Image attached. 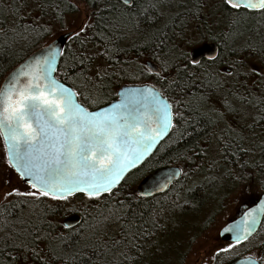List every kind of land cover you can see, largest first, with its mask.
I'll list each match as a JSON object with an SVG mask.
<instances>
[{
  "label": "snow or ice",
  "instance_id": "6c2138e0",
  "mask_svg": "<svg viewBox=\"0 0 264 264\" xmlns=\"http://www.w3.org/2000/svg\"><path fill=\"white\" fill-rule=\"evenodd\" d=\"M223 5L232 10L264 13V0H223ZM177 6L183 7L177 0H115L114 3L106 0L101 7L93 0L92 16L89 17L86 8L85 19L68 34L70 40L79 41L83 46L93 29L94 18L101 11L108 12L111 19L105 28L114 30L116 41L132 33L144 34V39L138 45L134 43L132 48L142 56L140 49L151 45L149 55L159 61V67L149 60L140 68V76H155L157 83L164 82L161 88L148 83L131 88L121 86L117 102L90 110L80 101L94 103L88 87L92 76L79 74L85 80L80 90L57 79L54 75L59 67L57 58H62L68 50L53 42L42 55L34 54L0 90V137L4 140L6 164L28 189L13 185L9 176L0 190V257L12 264L17 260L29 264L30 259L38 264L52 261L99 264L101 257L107 259L115 253L109 264H121V260L132 264L141 255L142 245L138 240L150 237L151 233L135 226L133 204H142L154 192L167 190L174 177L187 175L181 169L156 181L148 190L136 192L129 188L123 199L120 198L130 170L142 164L170 130L185 121L181 107L186 102L165 92L168 89L182 92L189 86L177 78L169 80L170 69L175 68L177 76L182 71L187 73L189 79L193 73L188 72L187 64L176 67L175 61L169 62L167 53L162 54L167 29L180 16L172 11ZM29 27L35 31L33 26H25V31ZM93 35L100 34L93 32ZM104 43V51L97 55L109 60L114 59L116 52L128 51L115 46L113 36L104 37ZM109 44L113 45L111 49L107 47ZM94 59L95 55L81 57L79 63L83 66ZM192 63L198 62L193 60ZM122 70L130 75L126 69ZM108 75L107 69L98 68L94 73L95 79L100 81ZM199 153L206 154L202 148ZM77 194L90 201H104L106 205L105 211L92 218L87 235L83 226L64 223L61 227L68 230L67 234L61 232L53 236L54 225L38 216L33 219L34 213L24 211L33 209L44 199L69 201ZM258 207L264 212V201ZM251 211L255 213L256 209ZM246 216L248 219L243 224L223 228V232L235 233L232 242L205 253L202 264H213L219 256H227L236 246L250 242L259 221L255 215ZM150 222L153 227H160L155 217ZM109 225L116 226L114 234H109ZM130 251H136L137 257L129 255ZM245 259L247 264H264V253H250Z\"/></svg>",
  "mask_w": 264,
  "mask_h": 264
},
{
  "label": "trees",
  "instance_id": "16d2710c",
  "mask_svg": "<svg viewBox=\"0 0 264 264\" xmlns=\"http://www.w3.org/2000/svg\"><path fill=\"white\" fill-rule=\"evenodd\" d=\"M200 1L201 0H191L190 4L187 3L186 8L184 7L183 11L178 12L180 13L179 18H177L174 24H171L167 29V38L162 49V54L167 53L169 62L171 63L175 61L176 67L187 64L189 72L193 73V75L189 79L187 73L182 71L179 76H177L175 68L170 69V75L168 76L169 80L177 78L182 84H187L189 86L184 87L182 92L175 89H168L165 92V95L176 97L186 102V104L181 107V111L184 113L185 121H190V123L180 121L177 124L176 129L170 132V136L162 143L159 151L157 152L158 154L155 156L156 159H153V161L150 159L149 161L150 164L154 163L153 167L194 162V156L189 153L188 148L193 146V144L199 140L197 137H199L200 133L204 132L208 127L209 119L206 120L202 113H200L199 109H201V106L198 103L204 102L205 100V93L202 92L201 89L202 84L204 85L201 77H205V75L201 76L200 72H193V70H191L194 69L195 66L189 63L186 53L181 48V43L186 42V38L189 40L192 36L190 34V29L193 25L194 27L192 29H195L197 35L200 36L199 42H202L207 35L215 38L216 32L214 25H204L203 20L198 18L196 22L193 21L191 26V20H194L193 15H191L193 10L192 8L193 6H198ZM105 2L106 0H96V3L100 4L101 7L104 6ZM112 2L114 3L115 0H112ZM92 4L93 0H87V3L85 0H0V82L14 66L22 61L32 51L44 45L50 38L64 30H76L80 24L73 26V24L69 25V23L78 15L80 10L85 11L86 8L89 17H91L93 11ZM71 5H76V7H70ZM224 10L227 9L224 8ZM226 13L227 12H225V14ZM101 16H103L104 19H101ZM110 19L111 14L106 11H101L94 18L93 29L89 32V39L85 41L83 46L79 43V41L68 39L63 48L68 51L63 53L62 58L60 57L59 67L56 72V76L59 79H62V81L76 90H80L79 86L85 83L84 77L79 75L81 72H84V76H92V82L89 83L88 87L91 92L90 100L94 101V103H87L83 100L80 101L81 103H85V106L89 107V109L96 108L110 102L116 96V91L122 84L148 82L156 84L157 88H161V85L164 83L163 81L157 83L155 76H149L147 74L140 76V68L144 65L141 63L143 58H152V60L155 61L159 67V61L149 55L151 45H149V48L147 49H140V51L144 53L142 56L132 48L134 43L138 45L144 39V34L132 33L116 41L114 38V30L110 31L105 28V24H107ZM237 19H239L241 25L238 28L239 31L236 32L235 35L239 38H243L240 36L242 34L246 36L248 35L246 41L241 44V49L248 46L245 42H251L252 38L260 39L263 37L264 33L262 32H264V28L260 26V21H256L255 23L251 21L254 19V16L250 12L240 11L237 15ZM246 22H248V25L247 27H244L247 24ZM25 26H33L35 27V31H33L31 27L25 31ZM210 29L213 31H208ZM93 32L100 35H93ZM109 36H113V43L115 46L128 49V51L123 53L116 52L114 54V59L112 60H109L106 56L97 55L98 53L104 51L106 47L104 37ZM253 41L257 42L255 39ZM260 45L262 46L260 48L264 49V44L261 43L259 46ZM107 47L111 49L113 45L109 44ZM228 47H231V45H228ZM181 53H183V57H181ZM89 55H95L96 59H98L101 63V69H107L110 73V75L105 77L103 81L96 80L94 73H92L93 65L97 62L96 59L92 60L90 64L86 61L85 65H80V58L87 57ZM117 61L119 63H117ZM201 66L202 64L197 67ZM85 69L87 70L85 71ZM122 69H126L127 73H130V75L126 74V72ZM65 76H67L66 79L64 78ZM207 85L214 86L215 81L209 79V81H207ZM164 87L167 88V85ZM85 95H88V93L86 92ZM256 108L257 113L261 112V116H263L264 104L262 102H258L256 103ZM182 132L184 133L183 136H181ZM224 136L227 138L229 150H226L222 154L223 161L228 164L246 165V157L243 156L240 146L239 149H235V145L237 146V143L239 144L238 141H240V138L236 137L234 139L233 135L227 134H224ZM255 138L257 141V135ZM256 154L264 157L263 142L257 146ZM247 165L251 166V164ZM128 183H130V181H126V185ZM204 186L205 185H203V188ZM197 189L198 187L192 188L190 186L188 188L187 186V188L183 191L176 193L175 197H171L172 199L160 196L158 201L160 215L164 216L163 213L172 208V211L177 210L183 212H192L197 210L194 206L201 203V193H199ZM123 194L124 191L120 193V196ZM177 197H181L182 199L173 200ZM74 199L80 201V203L85 200L84 205L86 207L79 211L86 217L85 221L80 226L85 227V229L87 228L85 231V235H87L91 230L90 224L88 225L87 223V219L89 218V211L92 210V205L87 202L89 200L84 195L77 194ZM179 200L182 201L180 202ZM176 201L180 202V204L182 203L181 205L183 207H180L181 205L177 204L178 202ZM153 202V200L146 199L142 204H133V208L136 213L134 224L137 228L145 230L148 226H151V205ZM108 203L111 204L112 201H108ZM57 207L52 204L51 201L49 202L47 199H44L39 202L38 206L33 209L25 208L24 211L30 215L34 213L35 215L32 216L33 219L38 216L54 225L55 227L52 229L53 236H56L61 232L67 234L68 230L59 231L57 229L58 225L52 221L51 217L61 212V210L57 209ZM59 208L61 209L62 206ZM68 209L70 210L72 208H65V211ZM101 210L102 207L97 208L96 212H101ZM169 212L173 213L171 211ZM139 213L143 214L142 217ZM131 218L132 214L129 215V219ZM163 225L164 224L161 221L159 225V235L163 233ZM44 227L47 229V224H45ZM263 230L264 219L261 228L255 235L261 233ZM55 243L56 241H53V244ZM40 247L43 248L44 244H41ZM259 248L262 253H264V244H259ZM114 258L115 253L107 259L101 257L99 264H109V261ZM0 264H12V262L7 260L5 257H0ZM16 264H23V261L17 260ZM29 264H38V261L30 259ZM51 264H60V262L52 261Z\"/></svg>",
  "mask_w": 264,
  "mask_h": 264
},
{
  "label": "flooded vegetation",
  "instance_id": "af4514ba",
  "mask_svg": "<svg viewBox=\"0 0 264 264\" xmlns=\"http://www.w3.org/2000/svg\"><path fill=\"white\" fill-rule=\"evenodd\" d=\"M221 5L225 7L223 5V0H220V5L218 7L219 18L214 23L215 32H216L215 38H212L210 37V35H207L206 36L207 38L205 37V39L202 42H200L195 46L197 47L203 43H216V45L218 46L217 57L212 60L203 58L198 63L193 64L189 56L191 50L187 54L189 63L195 66L194 69L191 70H193V72L195 71L200 72L201 76L205 75V77H201V80L204 83V85L202 84L201 89L202 92L205 93V94L203 93L205 95V100L204 102H198V103L201 106V109H199L200 113H202V115L205 117L206 120L209 119L208 127L204 132L200 133L199 137H197L199 140L196 143H194L193 146L188 148L189 153L194 156L195 161L192 163L168 164L157 167H153L154 163L150 164L149 162L150 159H152V161L153 159H156L155 156L158 154L157 152L159 151L162 143L165 140H167V138L170 136L169 133L168 136L156 146L152 154L149 155L142 164H140L137 168L130 171V174L127 175V182L130 181V183L126 185L124 190L125 193L120 196V198L123 199L124 195L127 193V190L129 188L137 192L136 190L137 184L151 171H154L156 169L165 166H176L180 170L183 169V171L187 173V175H181L175 180H173L172 183H170L168 189L165 190L164 192L156 193L153 194V196L146 198L148 200L154 201L153 204L151 205V219L155 217L156 223L158 225H160L161 222L160 220L164 217L161 216L159 212L158 201L160 199V196H165L172 199L171 197H175L176 193L183 191L185 188H187V186L189 188L191 184L190 185L188 184L191 183V179H192V177H189V175L191 176L190 173L195 172L197 170V167H200L199 170H201L202 168L204 169L205 167L204 164L206 163L198 162L199 160L206 159V156L210 154L211 151H215L217 154L222 155L226 150H229L228 141L227 138L224 136V134L233 135L234 139L236 137L238 138L244 137L252 140L251 142H249L248 146H246L245 148H241L243 151L245 150H248L249 152H253V150L256 151L257 146H259L262 143L260 142V138L264 136L263 133L264 114H262L263 116H261V112L257 113L256 103L264 102V49L260 48L262 47L261 45L259 46V44L261 43L264 44V35L260 39L252 38V41L255 39V41L257 42L253 41V44L248 45V49H244L246 47H243L241 49V45L232 49V47L234 46L228 47V45L226 44H228V40H229L230 41L229 44L232 45L235 42L234 40L237 38V35L235 34L236 32L239 31L238 28L240 26L236 22L239 20L237 19V15L240 11L250 12L254 16V19L251 21L253 23H255L256 21H260L261 23L260 26H262L263 28H264V13H261L259 11H245L243 9L232 10L225 7L230 12L225 14V11L224 9H222ZM203 23L204 25H209V26L213 25V22H211L210 19L203 20ZM211 30L212 29L208 31L211 32ZM239 58H242L243 60L240 61ZM149 60L156 63L155 61L152 60V58H147L145 62ZM215 62H218L217 63L218 67H216V69L214 67ZM201 64H202L201 67H197L198 65ZM209 64H212L213 66ZM252 64H255L256 66ZM209 79L215 81L214 87L207 85V81H209ZM220 91L227 93L220 95L218 98L217 97L215 98V102H218L216 106L218 108H221V110L218 111L215 108L214 102H211V99H209L210 97L208 94H212L213 92L219 93ZM249 102L251 103V107L254 110L255 114L252 115L251 120L248 119L246 121H242L240 113L235 112L234 110L230 109V107H232L235 103L245 105ZM223 123H227V127L226 124L224 127ZM170 132H172V130ZM256 135L258 137L257 141L255 140ZM0 138L4 146L3 139L2 137ZM201 148L205 150L206 153L205 155H200L199 149ZM235 149H239V146L235 145ZM5 155H6V151H5ZM216 165L217 164L215 163L214 165H211L212 170H218L219 168L220 169L228 168L232 175H234L232 173V169L238 168V171H240L241 168L240 164L218 163V167H216ZM249 168L250 166L248 165V170ZM203 175L206 176L205 173ZM210 182H212L213 184L215 183L217 184V182L213 180H210ZM193 187H199V184H193ZM205 187L206 186H204L203 188L202 186L200 189H197V191L201 193V197L205 196L204 194L206 193L208 195H213L216 192V191H212L213 193L212 194L211 190L210 191L206 190L204 193ZM259 193L250 194L249 201L243 202L242 204L237 206L235 208L234 214L230 216L227 219V221L237 217L244 210V208H246L245 206H250ZM94 203L95 204H92V206L90 205L92 207L91 208L92 210L89 211V218L87 219L88 224L89 223L91 224L92 218H94L95 214H97L96 209L105 206L104 201H94ZM201 204L202 201L199 205L194 207L199 208ZM172 209H170L169 211H172ZM188 213L189 212H183L177 210H175L174 212V214H179L178 216H184V215L186 216V214ZM72 214H78L80 216V221L73 227L80 226L86 219V217L79 210L72 208L70 210L68 209L67 211H65V208L64 209L61 208L60 215L58 216V218H56L58 225L57 229L59 231L65 230L61 227V225H63V220L67 216ZM263 219L261 225L263 223ZM261 225L259 229L261 228ZM145 230H148V232H150L151 235L150 237H146L144 239L138 240V243L142 245L141 249H144L149 246H151L152 248L154 246L153 245L154 243L151 242H155L156 236L157 235L159 236V228L153 227L152 223L151 226H148V228H146ZM217 239L219 244L221 243L223 245L228 244L227 242L221 240L218 234H217ZM132 252H136V251H132ZM244 256H248V255H244ZM237 257H233L225 261L224 263L222 262L221 264H225Z\"/></svg>",
  "mask_w": 264,
  "mask_h": 264
},
{
  "label": "rangeland",
  "instance_id": "374dc122",
  "mask_svg": "<svg viewBox=\"0 0 264 264\" xmlns=\"http://www.w3.org/2000/svg\"><path fill=\"white\" fill-rule=\"evenodd\" d=\"M178 5L184 4L183 7L177 6L172 9L173 12H180L183 11L184 7L186 8V4H190L191 0H177ZM220 5V0H201L198 6H193L192 14L194 20H191V26L193 21L202 19H210L213 22L219 18L218 7ZM222 9L223 7L221 5ZM225 12H229L228 10H224ZM230 13V12H229ZM85 19V11L80 10L78 15L73 18V20L69 23V25L73 24V26L79 25L82 20ZM239 26L241 22L238 20L236 22ZM244 27H247L248 22ZM194 25L190 29V34L192 35L188 40L186 38V42L181 43L182 50L186 53L199 44V37L195 31L192 29ZM199 30V29H198ZM243 38L237 37L234 43L231 45L232 47H238L244 41L248 35H240ZM246 36V37H245ZM195 37V39H194ZM245 39V40H244ZM184 40V38H183ZM185 41V40H184ZM245 44L251 45L253 41L248 42ZM248 49V46H245ZM97 62L93 65V72L98 68L101 67L100 61L96 59ZM143 58L142 64L145 63ZM242 61V58H239ZM218 62H215V69L218 67ZM256 66L255 64H252ZM93 75V74H92ZM214 87V86H213ZM220 93V94H219ZM219 93L213 92L209 95V99L211 102H214L215 108L220 111L221 108H218L216 105L218 102H215V98L219 97L222 94H226L225 92L220 91ZM264 104V102H263ZM230 109L234 110L235 112H239L241 115V120L246 121L248 119H252V115L255 114L254 110L251 107V103L237 104L235 103ZM220 113V112H219ZM227 127V123H223V126ZM252 140L248 138H240L239 144L237 143L240 148H245L248 146L249 142ZM260 141L264 143V136L260 138ZM241 152L247 161V164H251L249 170L248 165L242 164L240 171L238 168L232 169L231 174L228 168H222L218 170H212L211 165H216L218 167V163H225L222 159V155L217 154L215 151H211L210 154L206 156V159H201L198 162H204L206 164L204 169L201 170L200 167H197L195 172H191V184L193 188V184H199L198 189H200L203 185H205L204 193L206 190L216 191L213 195H208L207 193L204 194L205 196L201 197L202 206L200 208L197 207V210L189 212L186 216H179V214H174L175 210L171 211L173 213H169L168 211L164 213V217L161 219L163 226V233L161 235H157L155 238V242L153 245V249L151 246L146 247L144 249H140L141 255L137 257L136 252H129V255L133 257H137L132 261V264H202V261L205 258V253H212L215 251L217 246L223 247L227 244L223 245L222 243H218L217 234L221 226L227 221V219L234 214L235 208L242 204L243 202L249 201L250 194H256L264 189V157L258 156L256 151L249 152L248 150ZM0 190L3 189L4 181L9 176L12 178V184L18 187H21L22 190H28L25 188L22 181H20L14 170H11L6 164V155L3 143L0 138ZM204 172L206 176L202 173ZM240 177V178H238ZM194 179V180H193ZM193 180V182H192ZM204 180V181H203ZM213 180L217 182V184H213L210 182ZM208 183V184H207ZM218 185V186H217ZM197 188V187H195ZM208 191V193H209ZM125 193V191H124ZM218 195V196H217ZM222 198V199H221ZM182 199L181 197L174 198ZM49 202L51 201L57 209L61 210L59 207L62 208H73L76 210H83L86 206L84 205L85 200L80 203V201L76 199H71L69 201H55L52 199H47ZM180 202L182 200H179ZM88 203L95 204L94 201H87ZM178 202V201H176ZM178 202L177 204H180ZM98 203V202H97ZM99 204V203H98ZM182 204V203H181ZM180 204V205H181ZM188 206V205H186ZM106 205L102 207L101 212L105 211ZM101 212L97 211L95 217H98ZM179 213V212H178ZM60 213L52 216V221L57 224L56 218ZM175 216V217H174ZM210 218V219H209ZM90 224V223H89ZM88 224V225H89ZM85 228V227H84ZM87 229V228H86ZM116 231L115 225H109V234H114ZM264 241V230L250 238V242L243 245H238L234 249L233 252H230L227 256L221 255L217 258L213 264H221L225 261L237 257V256H244L249 255L250 253H262L261 249L259 248V244ZM218 243V244H217ZM156 245V246H155ZM156 247V248H155ZM121 264H127L126 261L121 260Z\"/></svg>",
  "mask_w": 264,
  "mask_h": 264
},
{
  "label": "water",
  "instance_id": "95a60500",
  "mask_svg": "<svg viewBox=\"0 0 264 264\" xmlns=\"http://www.w3.org/2000/svg\"><path fill=\"white\" fill-rule=\"evenodd\" d=\"M73 31V30H64L58 34H56L55 36H53L52 38H50L44 45H42L41 47L37 48L36 50L32 51L30 54H28L22 61H20L16 66H14L2 79V81L0 82V90L3 89V86L5 85V83L11 79V76L13 74H17L19 73L20 69L29 61V59L35 54V55H42L46 46L52 44L53 42H55V45L61 49L64 48V46L66 45L67 41H68V34ZM218 54V46L216 45V43H203L197 47H194L193 49H191L189 56H190V60L193 61H197L199 62L201 59L205 58V59H215L217 57ZM58 64H59V60L60 57L58 56ZM152 65H155L158 68V65L155 64L154 62L151 61ZM54 75H56V73H54ZM57 77V76H56ZM57 79H59L57 77ZM21 80L23 81V77H21ZM63 83H65L63 81ZM148 83V82H145ZM66 84V83H65ZM144 83H125L122 84L118 87L117 91H116V96L108 103L101 105L99 107L96 108H92L90 110H98L100 107H107L109 104L111 103H115L117 102L120 97L117 95L118 91L120 90L121 86H125V87H139ZM151 84V83H148ZM67 86H70L68 84H66ZM71 87V86H70ZM171 131V130H170ZM170 133V132H169ZM168 136V135H167ZM167 136H165L162 140H164ZM3 139V138H2ZM161 140V141H162ZM160 141V142H161ZM4 142V140H3ZM159 142V143H160ZM158 143V144H159ZM157 144V145H158ZM155 149V148H154ZM153 149V150H154ZM152 150V152H153ZM147 158V157H146ZM145 158V159H146ZM139 166V165H138ZM137 166V167H138ZM135 167V168H137ZM133 168V169H135ZM133 169H131L130 171H132ZM180 169L176 166H165L159 169H156L154 171H151L150 173H148L138 184L136 187L137 192L141 191V190H148L149 186L152 185L153 183H155L156 181H162L164 178L168 177L171 173L173 172H177ZM179 177V176H178ZM178 177H174L172 179L175 180ZM171 181V183H172ZM164 191H158V192H154V194L156 193H161ZM261 201H264V189L257 195V197L255 198V200L252 202V204L250 206H245L246 208H244V210L235 218L228 220L223 226H221V228L218 231V236L221 240L227 242V243H231L232 242V238L235 235L234 232H223V228L226 226H235L236 224H243L244 222L247 221L248 217L246 216V214H252L255 215L257 220L259 221L257 224V231L261 225L263 216H264V212H262L260 210V208L258 207L261 204ZM256 209L255 213H252L251 210ZM80 221V216L78 214H72L67 216L64 220H63V224L64 223H68L72 226L76 225L78 222ZM256 231V232H257ZM255 232V233H256ZM254 233V234H255ZM253 234V235H254ZM252 235V236H253ZM247 256H240L237 258H234L232 260H230L229 262L225 263V264H247V260L245 259Z\"/></svg>",
  "mask_w": 264,
  "mask_h": 264
}]
</instances>
